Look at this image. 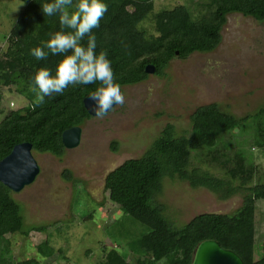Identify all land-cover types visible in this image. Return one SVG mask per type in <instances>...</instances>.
I'll list each match as a JSON object with an SVG mask.
<instances>
[{
  "label": "trees",
  "instance_id": "trees-1",
  "mask_svg": "<svg viewBox=\"0 0 264 264\" xmlns=\"http://www.w3.org/2000/svg\"><path fill=\"white\" fill-rule=\"evenodd\" d=\"M20 1L23 7L8 32L7 46L0 56V86L14 87L28 103L21 109L9 111L0 121V160L20 143H29L31 152L59 158L64 153L60 142L62 131L79 127L90 119L82 99L101 85L99 82L69 85L63 94L54 93L44 97L43 103H36L39 91L35 85L36 74L47 69L54 77L59 62L71 54L69 51L53 55L46 47L47 42L57 32L74 30L61 28L59 12L52 16L43 13L41 5L52 0ZM204 1L195 3L199 11L205 9L197 20H193L182 5L156 13L154 36L138 28L152 11L151 0H102L107 11L90 35L95 36V53L107 54L115 83L122 87L144 81L146 65L153 66V75L163 77V70L173 57L184 59L193 52H211L220 42L219 33L228 14H239L264 24V0ZM77 4L78 0H72V5L64 7L71 14L77 11ZM88 41L86 35L80 44L87 48ZM35 48L47 52V59L37 60L32 55ZM262 114L264 107L255 115ZM250 117L235 118L221 111L215 103L196 107L188 116V132L176 135L174 126L166 124L141 156L125 160L109 171L103 179L108 204L105 207H115L120 212L118 215L129 216L146 231L134 237L122 252L103 249L94 264H189L194 248L203 240L216 241L221 248L235 253L243 264H264V253L254 259V219L258 202L262 207L264 250V183L247 186L251 170L246 171L238 153L234 158L238 157L239 162L234 167L223 166L224 177L200 170L191 163L193 152L214 147L217 139L231 136L232 130L238 131ZM221 146L230 144L223 142ZM116 150L117 143L111 142L110 151ZM61 178L71 180L70 173L63 170ZM164 179L186 183L190 189H205L220 201L240 194L241 204L231 214L203 213L177 227L165 217V206L157 201ZM11 194L0 184V264H38L32 258L18 261L9 258L5 235L26 237L30 231L40 233L46 229L25 227L20 207ZM35 252L40 258H48L53 253L45 242L38 245Z\"/></svg>",
  "mask_w": 264,
  "mask_h": 264
},
{
  "label": "rangeland",
  "instance_id": "rangeland-1",
  "mask_svg": "<svg viewBox=\"0 0 264 264\" xmlns=\"http://www.w3.org/2000/svg\"><path fill=\"white\" fill-rule=\"evenodd\" d=\"M205 2L151 0L152 11L138 28L156 36L153 16L177 5L184 6L193 20L200 19L205 9L199 11L195 3ZM22 7L20 0H0V56ZM219 34L220 42L211 52H193L184 59L175 56L163 77L149 74L138 84L120 87L124 104L114 105L103 118L85 120L79 126L78 144L64 149L61 157L31 152L38 174L11 198L20 207L25 227L46 229L30 231L26 237L5 235L12 261L32 258L38 264H94L103 249L122 252L134 237L145 233V227L129 216L118 215L113 206L105 207L103 179L123 161L141 156L166 124L174 126L176 135L188 132V116L199 106L215 103L235 118L251 117L238 131L233 129L231 136L217 139L214 147L193 152L192 166L224 177L223 166L234 167L241 158L246 171L251 170L247 186L264 183V114L255 115L264 107V24L228 14ZM27 103L14 87L0 86V121ZM111 142L117 143L116 152L110 151ZM223 142L230 146L222 147ZM237 153L239 158H234ZM63 170L71 180L61 178ZM157 201L165 206V217L179 227L199 214L233 213L241 204V195L220 201L205 189L164 179ZM262 219L258 202L254 259L264 253ZM44 242L53 251L48 258L35 252Z\"/></svg>",
  "mask_w": 264,
  "mask_h": 264
},
{
  "label": "clouds",
  "instance_id": "clouds-1",
  "mask_svg": "<svg viewBox=\"0 0 264 264\" xmlns=\"http://www.w3.org/2000/svg\"><path fill=\"white\" fill-rule=\"evenodd\" d=\"M65 5H72V0H52L41 5L46 16L60 13L61 28L74 31L69 33L57 32L46 44L53 55L67 53L59 62L56 75H50L49 70L41 69L35 76V85L39 89L36 103H43L45 96L63 94L69 85H88L96 82L100 87L91 94L90 99L95 101L94 109L98 118L105 117L114 105L124 104V95L120 85L115 83L111 62L105 52L97 55L94 51L95 36L90 35L92 29L99 27V22L107 11V5L102 0H78L77 11L69 13ZM88 35L87 48L80 42ZM37 60L47 59L48 53L42 48L32 50ZM33 88V91H36Z\"/></svg>",
  "mask_w": 264,
  "mask_h": 264
},
{
  "label": "water",
  "instance_id": "water-1",
  "mask_svg": "<svg viewBox=\"0 0 264 264\" xmlns=\"http://www.w3.org/2000/svg\"><path fill=\"white\" fill-rule=\"evenodd\" d=\"M143 71L146 75L153 74L154 68L152 65H146ZM91 94L82 99V106L90 117H94L96 103L90 99ZM79 137L80 128L71 127L62 131L60 142L64 149H71L76 147ZM37 174L38 166L31 156L29 143L14 145L0 160V184L12 193H17L29 185ZM189 264H243V262L232 251L221 248L216 241L203 240L194 248Z\"/></svg>",
  "mask_w": 264,
  "mask_h": 264
}]
</instances>
